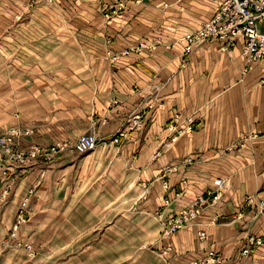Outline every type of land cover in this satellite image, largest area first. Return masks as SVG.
I'll use <instances>...</instances> for the list:
<instances>
[{
  "label": "crops",
  "instance_id": "1",
  "mask_svg": "<svg viewBox=\"0 0 264 264\" xmlns=\"http://www.w3.org/2000/svg\"><path fill=\"white\" fill-rule=\"evenodd\" d=\"M40 1L0 0L2 47H10L15 32L21 47H28L24 37L31 30L32 46H51L1 85L0 128L33 120L38 129L27 138L39 142L77 137L91 127L107 140L119 129L125 133L120 143L98 145L79 163L64 157L45 169L41 194L50 191L54 201L58 186L69 189L75 181L80 194L99 185L116 190L104 196L103 205L113 207L108 221L135 226L125 239L134 250L118 252L134 260L150 251L159 264H264V242L249 255L241 253L248 236L264 240V59L245 69L241 36L227 51L212 39L184 55L182 37L213 16L220 0H125L120 9L116 0H42L47 14L56 15L49 22L39 7L31 8ZM29 10L33 17L24 21ZM60 47L64 64L51 65L55 56L46 57ZM129 48L139 49L121 55ZM42 168L20 176L0 215V238L8 233L27 183ZM215 178L222 179L221 186L214 185ZM217 190L216 202L205 205L194 221L161 237L163 219L197 194L210 199ZM39 193L34 210L37 201L44 205ZM85 199L81 203L89 204ZM41 209L33 210L23 233L40 226ZM201 229L205 239L198 237ZM166 244L170 249L163 256ZM209 249L220 258L208 257ZM12 253L25 264L23 249L0 241V264H13Z\"/></svg>",
  "mask_w": 264,
  "mask_h": 264
},
{
  "label": "rangeland",
  "instance_id": "2",
  "mask_svg": "<svg viewBox=\"0 0 264 264\" xmlns=\"http://www.w3.org/2000/svg\"><path fill=\"white\" fill-rule=\"evenodd\" d=\"M36 7H39L38 12H41L43 15L40 17H45L44 22H49L50 19L56 16L55 14H47L48 11H45L47 8L42 0L40 2H34L31 8L33 10ZM32 10L26 11L24 21L33 17ZM35 19L40 21L37 18ZM32 33L34 34L33 30L26 32L24 40L30 43V45L24 49L21 47L17 32H15V35L10 36V41L12 42L10 47H2L0 41V87L18 68L29 66L36 60H40L39 58H43L48 53L46 51L51 48V46L46 47L43 45L39 47L32 46V36H34ZM56 36L57 33L54 32V37ZM60 36L63 37L62 35ZM23 45L24 41L22 46ZM61 48L62 47L55 48L56 54L46 57L55 56L53 59L48 60L51 65L64 64L66 53L65 55L60 53L58 49ZM64 49L65 48H62L61 50ZM68 50L75 51V48H67V51ZM54 52L55 51L50 50L51 54ZM174 114L175 112L173 116ZM11 126L20 127L22 129L21 133L18 134V139H15V141H18L15 150H24L27 153L35 150V153L34 155L31 153L28 155V162L25 167L7 161L6 173L0 178V215H2L3 209L6 207V201L10 198L11 194L14 193V187L18 183V180H20V176L36 165H42L43 171L41 170L39 174H37V177L34 179L35 181L27 183L15 211L13 210V220L9 225L8 233L6 236L0 238L4 246L8 244L23 249L26 257L25 264H146L151 259L154 264H159L156 263L158 255L150 251L138 253L136 255V260H134V255L118 253L121 248L124 251L134 250L127 244L128 241L125 242V239L129 238V231L136 230V228L132 226L130 222L108 221L107 217L113 213V207L110 205L104 206L103 204L108 200V197H105L104 200L103 198L107 193L116 190H102L98 184L100 189L90 187L80 194V185L75 181L69 186V189H66L64 184L58 186L56 189L57 199L54 201L49 200L51 196L50 191L47 195L41 194L42 188L40 185L45 179V169L50 168L51 165L64 157L73 156L72 159L76 158L79 163L85 155L90 154L98 145H102L103 143H120L121 135H125L123 129L114 132L112 137L108 140L99 137L97 134L100 141L93 149H89L83 153L71 152V154H67L60 149V145H65V149L67 150L75 141L76 137L60 136L54 138L50 142H39L35 139L27 138L29 136H34L38 129L36 122L33 120L21 122V124H9L0 128V134ZM191 127L190 123V128ZM92 128L93 127L86 131ZM114 136H118L119 140L111 142ZM44 149L46 151H54L55 154L51 157L52 159L54 158L52 161L46 160L43 154V151H45ZM8 157L12 156L7 154V158ZM61 172L62 171H57L56 173L60 174ZM63 179L62 176L61 179H54V181L61 182ZM38 191H40L39 197L43 199L44 205L40 207L37 201V206L34 210V197L38 194ZM53 192L55 193L54 190ZM68 198L71 201H69ZM81 198L88 199L89 204L85 205L81 203ZM38 209H41L38 214L41 223L40 226H35V228L31 226L23 233L22 230L26 229V227L30 226L32 223L31 218L33 210L36 211ZM173 216L170 215L168 219L162 220L160 235L164 239L171 237L174 232L181 228L173 231L168 237L163 235L165 224L171 221ZM169 249L170 244H166L161 251L162 255L164 256ZM11 256L15 260L13 264H24L18 259V255L12 253Z\"/></svg>",
  "mask_w": 264,
  "mask_h": 264
},
{
  "label": "built area",
  "instance_id": "3",
  "mask_svg": "<svg viewBox=\"0 0 264 264\" xmlns=\"http://www.w3.org/2000/svg\"><path fill=\"white\" fill-rule=\"evenodd\" d=\"M124 6L125 0H116V9L123 8ZM110 15V13L105 14L107 17H110ZM238 36H241L244 40L242 55L246 61L245 69L249 65L261 62L264 59V0H220L213 16L204 20L198 28L186 32L182 37L186 41L184 55H189L197 46L212 39L220 41L221 50L227 51L231 47L233 40ZM138 49H125L121 52V55H127L130 51ZM111 57L116 59L117 56L113 54ZM261 81H264V71L261 74ZM178 114L176 111L173 116L174 120L178 119ZM135 123L139 125L140 121H136ZM186 128H190V122ZM21 130L20 127L11 126L0 134V178L6 173L7 161L25 167L27 166L28 155L30 153L34 155L35 153V150L29 153L24 150H15L18 145V141H15V139H18V134L21 133ZM118 140L119 137L114 136L111 142ZM99 141L97 133L92 128L89 131L81 132L67 150L65 149V145H60V149L67 154H71V152L83 153L89 149H93ZM7 154L12 157L7 158ZM43 154L47 161L54 159L51 158L55 154L52 150H45ZM213 183L219 187L222 184V179L215 178ZM207 194L211 195V191ZM218 196H220L219 190L214 195H211L210 199L203 194H197L188 205L173 214L174 216L172 215L171 221L164 226L163 235L168 237L173 231L194 221L205 205L216 202ZM261 206H264V201H261ZM239 215L240 213L236 216ZM216 218V215H214L213 220H216ZM198 237L200 239L206 238L207 232L204 229L199 230ZM262 242L264 240L261 236H248L245 246L241 249V253L244 255L251 254ZM207 255L213 260L220 258L219 255L214 254L212 249L207 251Z\"/></svg>",
  "mask_w": 264,
  "mask_h": 264
}]
</instances>
